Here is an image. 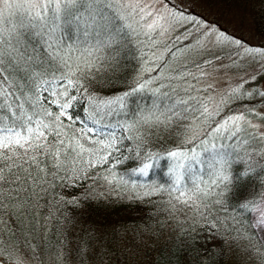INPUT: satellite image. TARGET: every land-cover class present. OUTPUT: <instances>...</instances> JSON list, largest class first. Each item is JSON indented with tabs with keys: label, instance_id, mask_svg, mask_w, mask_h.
<instances>
[{
	"label": "trees",
	"instance_id": "obj_1",
	"mask_svg": "<svg viewBox=\"0 0 264 264\" xmlns=\"http://www.w3.org/2000/svg\"><path fill=\"white\" fill-rule=\"evenodd\" d=\"M206 1L214 4L222 15L230 12L252 15L258 42L251 47L240 42L237 45L249 46L247 50L258 54L254 53L259 50L256 48L264 45V0ZM87 8L84 0L83 3H63L59 12L49 7L38 16L14 14L6 18L5 29L0 32L5 69L0 77V90L6 96V99L0 98V107L11 105L14 110L19 103L25 105L27 112L25 98L35 94L34 81L55 79L58 84L60 77L70 70L75 73L71 78L78 81L76 95L79 96L71 109V115L79 118L78 122L70 123L62 118L60 136L55 137L50 130L42 141L48 150L31 153L37 157L38 166L23 165L31 179L27 183L21 181L19 196L16 186H10L14 199L25 203L10 215L6 212L0 223L3 264H16L14 255L17 253L22 258L34 257L37 264L58 254L70 256L75 251L67 250L70 240L88 232L101 234L116 230L117 233L123 227L149 229L151 234L156 233L155 240H159L166 230L161 229L159 235L155 229L157 223L158 228L170 226V236L160 242L158 248L150 247L148 254L140 257V264H226L230 254L224 249L223 237L242 236L237 225H247L252 209L260 203L264 160L259 155H239L235 146H226L222 154L207 148L214 115L205 120L204 106L192 97L193 88L185 79L182 85L176 84L178 77L186 75L185 67L176 68L172 63L176 47L153 59L152 65L149 40L133 35L132 28L115 16L113 8L103 1L91 12ZM87 18L88 25L84 27ZM185 18L189 25L182 26L194 29L193 19ZM203 61L200 57L188 66L197 62L200 65ZM139 83L147 87L129 96L123 109L116 105L114 115L105 114L108 111L103 107L105 102L124 96ZM250 83L252 88L236 105L249 106V109L243 108L244 116L254 120L257 109L264 108V97L256 94L261 91L253 81ZM167 91L169 95L165 94ZM9 92L12 95H8ZM90 97L102 105L99 116L91 113L98 121L96 124L86 119L89 114L83 110ZM46 98H50L49 94L41 90L39 108L56 112L55 105L45 103ZM141 116L150 117L149 123L141 124L132 133L125 131L127 125L139 122ZM192 117L209 125L207 134L189 136ZM0 119L3 121L0 127L9 129L5 135L20 131L19 126L14 127L15 121L9 118L7 109L0 111ZM89 127L97 129L87 133L91 141L85 139L83 131ZM112 133L120 138L122 151L115 152L106 162L99 153L78 155L73 150L77 142L84 148L97 147L96 140ZM138 134L145 138L146 152L150 150L167 157L169 152L180 151L195 157L184 161L187 170L180 169L178 188L173 187L174 182L168 176L171 160H161L148 178L132 175L146 161L143 157L136 159L133 152L136 140L125 139V136ZM238 136V142L254 140L248 132L235 133L234 138L232 133L230 140L236 142ZM129 156L132 158L128 159ZM175 163L179 166L180 161ZM73 169H81L79 175H74ZM242 172L247 175L242 177ZM186 197L198 204L192 215L183 217L180 211L184 210ZM246 204H249L247 210L242 207ZM151 249L158 252L148 259Z\"/></svg>",
	"mask_w": 264,
	"mask_h": 264
},
{
	"label": "rangeland",
	"instance_id": "obj_2",
	"mask_svg": "<svg viewBox=\"0 0 264 264\" xmlns=\"http://www.w3.org/2000/svg\"><path fill=\"white\" fill-rule=\"evenodd\" d=\"M101 1L114 9L115 16H118L124 25L132 28L133 35L135 33L139 38L149 40L151 46L149 59L152 65L153 59L176 47L172 63L176 68L182 66L186 70V75L178 77L176 84L182 85L185 79L187 85L193 88L194 100L204 106L203 118L206 120L205 117L214 115L208 149L222 154L226 146H235L239 155H259L264 160V108L257 109L258 113L254 114L252 120L244 116L243 108L249 109V106L236 105L238 99L250 91L252 81L259 91L264 92V45L256 48L259 50L254 53L258 54L247 50L258 42L254 36L252 15L249 12L244 14L230 12L222 15L214 4L206 0H98V4ZM67 2L72 0H8V3L0 0V32L5 29L3 24L6 18L14 14L38 16L49 7L56 10L57 4L61 6ZM185 17L189 20L193 19L192 24L193 22L194 24L191 26H194V29H188L186 25L182 26L184 23L189 25ZM88 18L83 22L84 27L88 25ZM149 25H152V28H149ZM238 42L242 45L248 44L250 47L243 48L241 44L239 47ZM200 57L204 60L203 63L199 65V61L192 67L188 66ZM165 94H168V91ZM237 96L239 98L236 99ZM235 117L240 119L233 121ZM237 124L241 126L238 133L252 134L254 137L252 143L238 142L239 136L236 142L230 140L232 133H236ZM190 126V137L208 133L209 125L201 123V119L196 120L192 117ZM5 134L6 132H0V135ZM186 198L184 210L180 211L183 212V217L192 215L193 208L198 204L197 202L194 204L195 200H192V197V199ZM262 211H264V189L261 201L252 211L249 223L237 225L242 236L235 239L228 235L223 237L224 249L230 254L226 264H262L264 232L259 231L257 227ZM169 228L170 226L163 227V225L158 228V223L156 224L155 229L159 235L161 229L166 230L165 232L162 230L163 234L160 235L159 240H155L156 233L151 234L149 229L123 227L117 233L116 230L104 231L101 234L88 232V235L73 237L70 240L67 250L75 251L67 256L66 260L62 254H58L48 257L41 264H81V260L83 264H140L142 255L145 257L150 247L155 245L158 248L160 242L170 236ZM83 248H91L92 251L81 256L79 250ZM157 252L158 250L151 249V257L148 259H152ZM19 254L14 255L15 261L19 258L22 264H37L34 257L22 258Z\"/></svg>",
	"mask_w": 264,
	"mask_h": 264
},
{
	"label": "snow or ice",
	"instance_id": "obj_3",
	"mask_svg": "<svg viewBox=\"0 0 264 264\" xmlns=\"http://www.w3.org/2000/svg\"><path fill=\"white\" fill-rule=\"evenodd\" d=\"M4 3H8V0H3ZM73 3L81 2L84 0H72ZM88 5L87 10L91 12L98 4V0H86ZM11 7V4H9ZM57 12L60 10V5L56 6ZM178 22V21H176ZM152 28V25H149ZM3 51H0V77H2L3 71ZM75 75L71 70L65 76L60 77V82L57 84L55 79L53 80H43L42 82L34 81L36 86V92L31 97L25 98V104L28 106V111H25L24 104H16L14 110L11 109V105L5 107H0V111L8 110L9 118L15 121V126H19L20 131H12L9 135H0V223H2L3 215L7 212L9 215L17 207H21L25 202L17 201L14 199L12 193L13 188L11 185L16 186V195L19 196L21 181L27 183L31 179L30 174L27 169L23 167L25 163H31L38 166L37 157L33 152H46L47 146L42 142L46 138V134L51 130L55 137H59L61 132L60 129L63 127L61 124L62 118L67 119L70 123L78 122L79 118L73 117L71 115V109L75 106V102H78L79 96L76 95L78 91L77 85L78 81H74L71 77ZM55 85V86H53ZM147 87L145 83H139L137 87L133 88L130 92L124 94V96L117 98L116 100H111L105 102L104 108L108 109L105 112L106 115H114V108L119 105L120 109L125 107V100L135 92L144 90ZM49 94L50 98H46L45 103L55 105L57 111L52 112L46 109H40L39 94L40 91ZM260 96L264 97V92H258ZM12 95V93H8ZM0 98L6 99L5 94L0 90ZM236 98H239L238 96ZM102 107L101 104L96 102L95 98L90 97L88 100L87 107L83 110L89 115L86 119L91 120L93 124L98 123L96 119L93 118L91 113H95L99 116V109ZM206 111V110H205ZM239 117L233 118V121L239 120ZM150 117L141 116L140 121L127 125L125 131L132 133L137 131L141 124L149 123ZM158 120V118H157ZM3 121L0 119V125ZM230 124L232 122H229ZM118 127H122L117 125ZM241 130L239 124L236 125V133ZM85 132V139L91 141V137L87 133H94L97 131L96 128H86L83 130ZM219 131V129H217ZM0 132H9V129L0 127ZM235 133H233V138ZM125 139H135L136 147L133 149L136 159L139 160L141 157L144 158L146 162L142 166L134 170V175L143 176L148 178L150 171L157 167L161 160H171L173 161L171 167L168 168V176L170 181H173V187L178 188L181 185V172L180 169H186L185 160L194 159L195 157H189L186 153L180 151H172L167 154V157H161L159 154H154L150 150L145 151L146 144L145 138L142 134L135 136H125ZM97 147L94 148H84L79 142H77L76 147L73 149L77 151L78 155H83L84 153H91L96 155L99 153L101 158L106 162L110 160L115 152L122 151L120 149V138L112 133L111 136L104 134L100 139L95 141ZM61 146H63V141H61ZM59 153H57L58 155ZM106 154V155H105ZM184 159H181V158ZM129 156L128 159H131ZM119 160V157H117ZM175 161H180L179 166ZM58 163H62L58 161ZM7 165V172H5V166ZM90 166H94L90 163ZM81 169H73L74 175H79ZM24 173V175H22ZM35 182V181H34ZM7 189V191H6ZM183 196L184 193H181ZM254 202H249V204ZM249 204L243 205L246 210L249 209ZM255 210V209H252ZM257 227L259 231L264 232V218H260L257 221ZM4 249V244L0 241V264H3L4 257L2 250ZM81 256L91 253V248L80 249ZM98 254V253H97ZM67 257L65 256V260ZM16 264H22V261L17 258ZM81 264L83 261L81 260ZM264 264V261H262Z\"/></svg>",
	"mask_w": 264,
	"mask_h": 264
},
{
	"label": "clouds",
	"instance_id": "obj_4",
	"mask_svg": "<svg viewBox=\"0 0 264 264\" xmlns=\"http://www.w3.org/2000/svg\"><path fill=\"white\" fill-rule=\"evenodd\" d=\"M247 174L246 173H244V172H242L241 173V176L243 177V176H246ZM260 216H261V218H264V211H262L261 213H260Z\"/></svg>",
	"mask_w": 264,
	"mask_h": 264
},
{
	"label": "bare ground",
	"instance_id": "obj_5",
	"mask_svg": "<svg viewBox=\"0 0 264 264\" xmlns=\"http://www.w3.org/2000/svg\"><path fill=\"white\" fill-rule=\"evenodd\" d=\"M132 175H134V172L132 173ZM132 190V189H131Z\"/></svg>",
	"mask_w": 264,
	"mask_h": 264
}]
</instances>
